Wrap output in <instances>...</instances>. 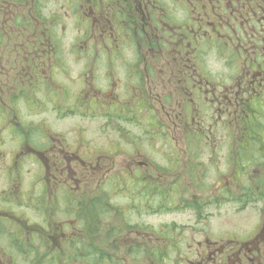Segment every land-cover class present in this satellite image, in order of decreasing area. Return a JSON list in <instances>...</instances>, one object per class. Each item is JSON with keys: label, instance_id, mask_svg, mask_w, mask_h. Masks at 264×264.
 Listing matches in <instances>:
<instances>
[{"label": "flooded vegetation", "instance_id": "1", "mask_svg": "<svg viewBox=\"0 0 264 264\" xmlns=\"http://www.w3.org/2000/svg\"><path fill=\"white\" fill-rule=\"evenodd\" d=\"M49 4L0 0V264H264V0Z\"/></svg>", "mask_w": 264, "mask_h": 264}, {"label": "rangeland", "instance_id": "2", "mask_svg": "<svg viewBox=\"0 0 264 264\" xmlns=\"http://www.w3.org/2000/svg\"><path fill=\"white\" fill-rule=\"evenodd\" d=\"M46 1H50L51 4H49V8L53 9V5L52 3L54 2V0H46ZM60 4H65V1L64 0H58ZM165 1L167 4H169L170 6H174L175 10L179 11L180 10V6H177V5H174L172 4L173 0H163ZM69 5H67L66 7L67 8H72L71 6V2L68 3ZM60 24L62 27H64L65 29L64 30V33H61L60 35H58L60 38H61V42H70V41H74L77 37V35H75V33L72 32V29L71 27L73 26V19L69 16H64L60 19ZM67 58V57H66ZM213 60V59H211ZM209 66L211 67H215V68H218L219 67V64L215 63L214 62H210L209 63ZM138 114V113H137ZM137 122H138V116H137ZM87 126H91V128L94 130L93 131V134H94V138L95 139H104V138H108L109 136L110 137H113L114 136V133H112L110 130H107L105 132V135L102 134V128H101V121L100 120H95V122H90L88 124H86ZM94 126V128H93ZM126 130L129 131V134L131 137H137L138 136V129L132 127V126H126L125 127ZM125 131V129H122V130H119V134H122L123 132ZM88 137H90V132L87 134ZM92 137V136H91ZM129 137V136H128ZM25 173V170L23 168V174ZM23 178L26 179L23 175ZM2 182V181H1ZM129 189V188H128ZM127 198H129V202L130 201H135L138 199V195H136L134 193V191L130 192L129 190H127L125 192ZM128 199L124 198V199H119V203H123L124 201H127ZM139 202V201H138ZM207 213L209 214V218L208 220H206V222H201L200 225H199V229L203 232V234H199V233H196L194 235V241L195 242H199V241H202V239L205 237V236H212V237H216V236H220L222 235V233H225V230L226 229H229L230 226L231 227H234L236 230H241L242 228H244L245 226L242 225V223H247L249 222V220H251V214H249L250 212L249 211H245L243 214H236L235 212L233 213L234 216L230 215L229 213H224L223 216H221L223 219L218 218L217 216H213L212 213L214 214H217V211L215 210H206ZM233 212V210H231ZM144 212V210H143ZM115 213V212H114ZM113 214V213H112ZM127 214V213H126ZM129 217V213L126 215V218ZM170 218L169 217H166L164 216V219H148V217L144 214H142L141 216H138V221H135L138 223V226H144V227H152V226H156L158 223L162 222V221H168ZM128 223L129 224H132L134 223V221L132 220H128ZM109 226V225H108ZM6 228L7 227V223H4V224H0V228ZM111 227L113 228H116V229H119L120 232H116V231H113V232H110L109 229L107 228H104V225H100V228H102L101 230L104 231V233L100 232L101 234H103V236H106V235H109V238L108 240L104 241L103 244L106 245L107 242H111L112 240H114L115 238L123 235L124 231L125 230H128L129 229V226L126 224H114V225H111ZM193 228V226H192ZM198 228H195V229H198ZM240 228V229H239ZM118 233V234H116ZM6 238H4L3 236H1L0 234V251L2 252L4 246L6 245V241H5ZM128 248V247H127ZM127 248L126 246H121L119 249H118V255L116 256L117 259L116 260H113V262L115 264H125L123 262L124 261H128L127 264H135V263H130L129 260L130 259H133L134 257L133 256H130V257H127V259H125L126 255H127ZM191 250L195 251L196 250V245H194V242H191ZM145 252H140L139 254L138 253H134V255L136 257H138V260H143L145 258ZM129 256V255H128ZM146 257H152L150 255V253H147L146 254ZM142 264H144L142 262Z\"/></svg>", "mask_w": 264, "mask_h": 264}]
</instances>
